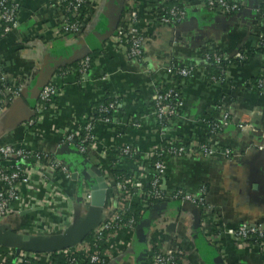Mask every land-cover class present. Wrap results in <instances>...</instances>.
I'll return each instance as SVG.
<instances>
[{
  "label": "crops",
  "instance_id": "crops-1",
  "mask_svg": "<svg viewBox=\"0 0 264 264\" xmlns=\"http://www.w3.org/2000/svg\"><path fill=\"white\" fill-rule=\"evenodd\" d=\"M30 1L23 2L25 7L19 27L8 37L0 39V72L17 74L24 71L29 79L21 98L0 110V144L19 145L24 140H30L33 149L61 157L76 171L75 165L81 167L80 154L71 147L61 148L55 132L57 129L75 131L76 127L92 114L102 96L116 98L118 102V108L112 116V125H102L97 130L105 148L104 157L107 156L102 160L103 164L114 163L118 155L117 150L124 145L136 147L143 157L157 142V136L152 133L157 123L151 110L155 88L164 83L168 66L177 61L180 64L204 67L202 54L207 44L215 45L225 58L231 59L237 52L249 48L252 35H260L264 40V20L259 14L264 0H228L241 7L240 12L233 15L209 10L199 4L198 0H172L187 9L188 20L176 31L170 27L146 26L150 42L144 50L143 61L133 63L116 48L114 41L118 35L105 39L99 34L107 28L115 10L110 6V0H98L100 3L96 16L88 26L84 39L86 48H91L92 52L102 49L103 53L83 77L69 74L57 79L61 91V95L56 98L58 115L43 122L42 127L46 134L42 138L33 139L28 135L27 124L34 117L31 112H35L41 87L39 83L49 82L52 75L61 68L57 67L58 64L67 63L65 66L69 67L78 60L80 62L81 48L84 47L79 39H68L62 34H57L53 13L41 10L44 0H36L38 3L28 9ZM133 1L138 4L143 15L151 14L167 2ZM128 3L129 0H126L117 27L118 34L124 25ZM38 25L42 27L41 32L30 30ZM263 70L264 58L261 54H256L242 68L227 69L234 79L232 87L219 86L210 89L199 76L186 79V85L181 87L182 117L174 121L171 129L172 135L187 141L188 137L195 136L197 132L194 131L197 128H200L199 134L202 133L200 125L204 120L220 122L224 115L231 117L232 125L209 139L235 151L237 155L170 158L166 185L169 190L184 189L193 194L205 189L207 203L214 207L223 223L233 228L242 224L264 222V148L259 146L261 137L257 133L248 134L239 130L241 124H253L259 131L264 132V79L261 76ZM253 78H258L254 82L258 83L249 88ZM131 120L138 121L140 127L130 129ZM120 127H124L126 131L117 135L116 130ZM92 155L94 157L97 154ZM84 158L88 161L87 156ZM89 163L93 166L91 161ZM120 163L122 171L135 167L126 157ZM48 176L49 186L53 187L62 181L57 174ZM84 185L87 183L79 180L71 183V190H62L64 196L57 201L55 199L53 205L50 204V194L40 189L37 183L27 187L23 203L18 204L15 210L0 222V264L5 260H16L18 253L24 250V236L42 235L44 231L47 232V228L64 226L66 223H61V218H64L67 212L61 213V208L73 209L74 218L80 216L78 210L82 207L80 198ZM36 195L39 196L35 197ZM174 210L176 209L170 208L167 212L175 213ZM149 213L150 211L143 219ZM156 216L151 217L140 231L137 227L131 234L120 233L119 237L124 241L121 249L124 252L113 256L108 264H138L140 232L144 233L146 247L153 233L152 224ZM186 223L193 221L187 219ZM207 223L212 222L209 219ZM187 229V236L184 235V238L186 236L195 247L193 224ZM169 230L174 232L173 227ZM223 238L227 255V260L222 259L224 264H264V253L256 250L252 254H246L234 247L228 235ZM206 244V256L211 259L220 258L218 251L209 243ZM192 264L208 262L198 253V256L192 257Z\"/></svg>",
  "mask_w": 264,
  "mask_h": 264
},
{
  "label": "built area",
  "instance_id": "built-area-1",
  "mask_svg": "<svg viewBox=\"0 0 264 264\" xmlns=\"http://www.w3.org/2000/svg\"><path fill=\"white\" fill-rule=\"evenodd\" d=\"M198 1L199 4H203L209 10L224 15H233L241 10L240 5L231 3L228 0ZM23 2L24 0H0L2 39L8 37L19 27L25 7ZM37 3L36 0H31L27 6L28 9H32ZM98 3H100L98 0H44L41 10H48L53 13L54 26L58 29L57 34H62L63 37L68 39L81 40L85 38L88 26L96 16ZM154 11L149 15H143L138 4L133 0H129L123 25L126 31H121L118 34L119 37L117 36L118 38H116L114 44L133 63L143 61L144 50L150 42L147 37L146 26L170 27L176 31L188 20V11L180 4L169 9L162 7L158 12ZM163 12L164 15H162ZM30 30L39 33L42 31V27L38 25ZM23 40L26 41L25 38ZM214 46L213 44L205 46L204 50L207 53L202 54L204 67L179 63L166 68L164 83L155 88L151 110V114L156 118L157 123V126L152 130V133L157 136V142L144 154L143 161L133 162L135 177L132 176L130 179L118 177L114 179L112 177L113 169L120 167L121 160L127 156H132V146L124 145L117 150L118 155L114 159V163L104 165L102 162L107 156L104 157L105 150L103 149L105 148L101 143L102 139L98 136L97 130L102 125H112L111 113L116 112L118 107L116 98L102 96L99 101L100 105L94 108L92 114H89L76 127L75 131L56 130L55 134L58 135L59 146L61 148L64 146L71 147L83 157L87 156L88 161H91L93 166L101 171L108 185L104 220L95 231L98 239H102L103 234L106 232L107 235L104 238L106 248L103 251L95 250L90 244L83 243L73 249L56 253L57 259L55 260L57 262L54 260L53 254H36L22 251L13 264H22L23 261L27 263L34 261L38 264H66V262L68 264H77L78 262L83 264H108L113 256L124 252L121 249L124 241L119 237V234L122 232L131 234L138 226L134 218H131L128 222L122 220L127 210L137 206L147 209L150 205L154 208L163 203H174L176 205L189 203L196 206L202 213L201 232L207 243L218 251L221 259L227 260L226 247L223 243L225 235L232 239L234 247L246 252V254H252L256 250L262 252V254L264 253V222L242 224L235 228L230 227L229 224L222 222L218 213L214 211V207L207 203L205 189L193 194L184 189L169 190L166 185L168 160L170 158H216L237 155L235 151L209 139L210 136L217 135L220 131H224L232 125L233 122L229 115H224L221 121L217 123L209 121V119L204 120L200 125L202 128L200 134H204V136H198L200 135V128H197L194 131L197 132L195 136L188 137L187 141H180L179 137L177 138L171 134L174 121L182 117L181 87L186 85V79L199 76V79L204 81L210 89L219 86L230 87V84L234 83V79L227 69L223 71L224 79L222 83L217 82L214 77L210 78L207 67L211 63V59L215 60L218 67H222L221 58L210 52ZM247 51L237 52L233 59H247L245 57ZM94 62L87 57L79 62L77 68L58 71L52 75L49 82L39 93L34 109V117L28 121L27 129L30 137H33V139L42 138L46 134L42 127L43 122L46 119L56 118L58 115L56 98L61 95V91L58 88L57 79L64 78L69 74L83 77L90 71ZM229 68L238 67L231 64ZM261 76L264 79V72ZM180 78H183V81ZM28 83V75L24 71L17 74L0 72V110L20 99ZM165 85H170L171 88L164 91ZM105 99H109V103L103 105ZM219 107L217 106V108ZM159 125L161 126L159 127ZM139 127L138 121H130V129L135 130ZM239 130L248 134L257 133L261 137L259 146L264 148L263 131H259L253 124L250 126L249 124H241ZM31 142L30 140H24L19 145L0 144V222L7 218L18 204L23 203L24 191L32 184L36 185L37 183L40 189L47 191L52 199L50 204L53 205L55 199L57 201L62 195L64 196L62 190L70 191L69 185L78 181V178H74L75 175L77 176V171L68 165L64 159L54 154L36 151L33 149ZM92 153L97 155L92 157ZM54 173L62 181L52 187L49 186L48 178L50 179V177L48 175L56 176ZM35 176L39 181H36ZM148 176L153 177L150 182L153 189L152 194L146 192L142 184V180L147 179ZM91 195L90 187L84 185L80 198L82 207L78 210L81 215L87 212L92 198ZM149 200H154L158 204H150ZM61 209V213L67 212L66 216L61 218V223L66 224L57 228H47L48 233H44V231V235L62 233L74 221L75 211L73 209L70 210L68 207ZM174 211L175 213L166 211L159 214L153 221V233L146 246L148 252L147 264L149 260L150 264H192V257L198 256L191 241L186 239L187 227H191L193 224L186 223V220L193 221L192 215L186 212ZM209 219L212 223H207ZM172 227L174 232L169 230ZM184 235H186L185 238ZM78 247H82V249L75 253L74 249ZM75 256H78V259Z\"/></svg>",
  "mask_w": 264,
  "mask_h": 264
},
{
  "label": "water",
  "instance_id": "water-1",
  "mask_svg": "<svg viewBox=\"0 0 264 264\" xmlns=\"http://www.w3.org/2000/svg\"><path fill=\"white\" fill-rule=\"evenodd\" d=\"M111 5L114 8V13H112L110 17V23L107 28L99 33L105 39L109 37H117V27L120 21L121 16L123 15L125 9L126 0H110ZM80 44L84 47L81 48L80 53V61L87 58L91 53L92 49L86 48L85 39H81ZM105 42V41H104ZM78 58V59H79ZM77 59V60H78ZM79 61V60H78ZM77 61V62H78ZM67 65V63L58 64L57 67H63ZM39 83L40 91L47 84ZM26 89L22 93H25ZM19 100V99H18ZM35 113L32 111L31 116H34ZM80 165L81 170L75 165L77 168V176L75 175V179L78 178L80 182L85 181L87 185L90 187L92 192L91 202L89 204L87 212L83 216H76L74 221L69 225V227L63 231L62 233L55 235H36V236H24L22 242L24 243V250L31 253L36 254H56L58 252L67 251L77 247L84 243V241L94 233L104 220V207L106 203L107 190L108 185L105 182V179L101 173V171L90 165V163L80 155ZM80 170V171H79ZM176 209L178 212H186L192 215L193 218V236L195 240V249L198 251L199 255L208 262V264H224L223 260L219 257L211 259L206 256L207 249L205 248L208 244L205 240L204 236L201 232V221H202V213L201 211L194 205L189 203H184L181 205H176L174 203H164L155 206L148 216L143 219L138 224V229H144L145 223H148V220L151 217L159 215L168 209ZM195 232V234H194ZM139 235V234H138ZM202 236V237H201ZM141 239V247L138 254V264H147L148 260V252L145 247V238L143 231L140 232Z\"/></svg>",
  "mask_w": 264,
  "mask_h": 264
},
{
  "label": "trees",
  "instance_id": "trees-1",
  "mask_svg": "<svg viewBox=\"0 0 264 264\" xmlns=\"http://www.w3.org/2000/svg\"><path fill=\"white\" fill-rule=\"evenodd\" d=\"M177 4L178 3H176V2H174L172 0H169V1L166 2L165 5L161 6L160 8H158L157 10H155L154 12H158L162 7H165L166 9H169V8H171V7H173V6L177 5ZM259 14L262 17V19L264 20V6L261 7V9L259 11ZM162 15H164V12L162 13ZM121 31L122 32H125L126 31V28L123 26L122 29H121ZM0 39H1V31H0ZM251 40H252V44H251L249 50L246 49V51L247 50L248 51L245 54V57H247V59H245V60L233 59V58L227 59L219 51V49L216 46H214L213 47V50L210 51V52H211V54H216L218 57L221 58L222 67L221 68L218 67V64H216L215 60L211 59V63H209V66L207 67L208 73L210 74V78H213L214 77L217 82L222 83V81L224 79L223 71L226 70V69H228L231 64L234 65V66H237L238 68H242L243 66L247 65L248 62L256 54H261L263 56V58H264V40L260 37V35H255V34L251 36ZM102 53H103L102 52V49H100V50H97L95 52H92L88 57H89V59L92 62H94V61H96L102 55ZM203 53H207V51L203 50ZM172 64L173 65L174 64L177 65V64H179V62L174 61ZM78 66H79V62L78 63L75 62L72 65H69V67L68 66H64L63 68L62 67L59 68L58 71L59 70L63 71V70H68V69H74V68H77ZM257 79L258 78H255V79L253 78L252 81H250V84L248 85V87L251 88V87L254 86V84L257 85L258 82L257 83H254V82L257 81ZM180 80L183 81V78H180ZM230 85H231L230 87L233 86V84H230ZM169 88H171L170 85H165L164 86V91H168ZM246 88H247V85H246ZM107 103H109V99H105L102 104L103 105H106ZM99 105H100V103L97 104V106H95V107H98ZM113 114L114 113H111L112 116H113ZM215 123H217V122H215ZM160 126L161 125H159V127ZM125 131L126 130H125L124 127H120V128H118L116 130V134L117 135H122ZM180 141H183V139L180 138ZM132 151H133V152H131V155L132 156H127L126 157L128 161H131L132 163L134 161H139V162L143 161V157L139 154V152H137L136 147H132ZM155 159L157 160V158H155ZM134 173H135V171H133V166H132V168H130V169L126 170V171H122V170H120V167H116L112 171V175H113L112 177L114 179H116L117 177L118 178H121V179L122 178H125V179H128L129 178L130 179V178H132V176L135 177L134 176L135 175ZM152 178H153L152 176H148L147 179L142 180V184H143L144 190L146 192H148L149 194H152L153 193V189L150 186V182L152 181ZM149 202H150V204H152V203L153 204H155V203L158 204L154 200H149ZM152 207L153 206H151V205L147 209H142V208H140L138 206L137 207H131L129 210H127V212L124 215V218L122 220L125 221V222H128V220H130L131 218H134L135 221H136V223L139 224L143 220V217L145 215H147L148 211H151L153 209ZM106 235L107 234L105 232L103 234L102 239H98L97 238L98 236L94 232V233H92L84 241V243L90 244L91 247L93 249H95V250H101V251H103L106 248L105 240H104V238L106 237ZM23 247H24V244H23ZM23 251H26V250H23ZM53 257H54V260L57 259V254H53ZM75 257L78 259V256H75ZM55 261L57 262V260H55ZM1 264H13V260L12 261L11 260L10 261L5 260V261L1 262ZM22 264H38V263H36L34 261H30L29 263H27L26 261H23ZM66 264H68V263L66 262ZM77 264H83V263L78 262ZM148 264H150V260H149Z\"/></svg>",
  "mask_w": 264,
  "mask_h": 264
},
{
  "label": "rangeland",
  "instance_id": "rangeland-1",
  "mask_svg": "<svg viewBox=\"0 0 264 264\" xmlns=\"http://www.w3.org/2000/svg\"><path fill=\"white\" fill-rule=\"evenodd\" d=\"M80 201L82 202L81 199H80ZM81 204H82V203H81ZM80 216H83V215H80ZM80 216H78V217H80ZM81 249H82V247H81V248L78 247V248L74 249V252L76 253L77 251H81ZM19 253H20V252H19ZM19 253H18V254H19Z\"/></svg>",
  "mask_w": 264,
  "mask_h": 264
}]
</instances>
